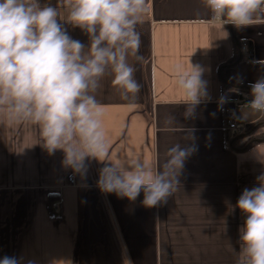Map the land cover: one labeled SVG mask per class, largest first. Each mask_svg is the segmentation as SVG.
Returning <instances> with one entry per match:
<instances>
[{
  "label": "crops",
  "instance_id": "crops-1",
  "mask_svg": "<svg viewBox=\"0 0 264 264\" xmlns=\"http://www.w3.org/2000/svg\"><path fill=\"white\" fill-rule=\"evenodd\" d=\"M39 2L55 7L58 0ZM147 9L137 25L144 61L128 57L142 85L139 95L133 102L122 99L111 75L95 95L104 109L110 161L140 158L156 170L173 145L195 149L176 192L152 208L142 204L143 192L135 201L102 192L97 181L107 162L86 158L85 174L75 173L63 165V151L47 152L36 126L8 124L0 116V259L237 264L246 219L237 200L245 188L259 186L257 177L264 174V113L240 102L243 90L264 77V19L229 26L213 19L202 0H147ZM60 23L88 45L80 28ZM191 65L202 69L206 97L186 119L175 69ZM232 108L243 130L238 135L228 128Z\"/></svg>",
  "mask_w": 264,
  "mask_h": 264
},
{
  "label": "clouds",
  "instance_id": "clouds-1",
  "mask_svg": "<svg viewBox=\"0 0 264 264\" xmlns=\"http://www.w3.org/2000/svg\"><path fill=\"white\" fill-rule=\"evenodd\" d=\"M213 19L237 28L264 19V0H202ZM147 0H58L57 6L39 0H0V116L8 124L30 123L39 130L43 147L84 175L86 158L107 162L97 186L102 192L135 201L143 192L147 208L167 203L179 185L185 160L195 151L177 143L170 147L159 169L140 158L127 162L108 159L109 144L103 127L104 109L96 99L101 81L111 75L122 99L133 102L142 85L135 78L144 61L137 25L147 13ZM65 16H61V12ZM80 28L88 45L73 39L60 23ZM264 66V61H259ZM202 69L177 66L176 85L187 105L185 118L206 97ZM248 106L264 113V77L249 85ZM174 117L169 118V123ZM258 185L245 188L236 207L246 219L240 232L237 264H264V174ZM131 264L130 260H126ZM0 264H19L4 257Z\"/></svg>",
  "mask_w": 264,
  "mask_h": 264
},
{
  "label": "built area",
  "instance_id": "built-area-1",
  "mask_svg": "<svg viewBox=\"0 0 264 264\" xmlns=\"http://www.w3.org/2000/svg\"><path fill=\"white\" fill-rule=\"evenodd\" d=\"M217 19L220 21H223L219 18H217ZM225 24H227L229 26H235L231 23H225ZM243 91L244 92L241 95L240 102L244 103L248 106L249 101H251V99H252L251 91H249V90H243ZM227 116L229 118V122H228L229 130L232 131L234 135H238V134L242 133L243 130L240 127H238V125L236 123V110L234 108L229 109L227 111ZM72 180H73V178H72ZM58 205H59L58 203H55L54 207L57 208Z\"/></svg>",
  "mask_w": 264,
  "mask_h": 264
},
{
  "label": "trees",
  "instance_id": "trees-1",
  "mask_svg": "<svg viewBox=\"0 0 264 264\" xmlns=\"http://www.w3.org/2000/svg\"><path fill=\"white\" fill-rule=\"evenodd\" d=\"M262 125H264V124H262ZM262 125H258V126H256L255 128H253V129H251L250 131H248V135H252L260 126H262ZM252 141V140H251ZM250 141V142H251Z\"/></svg>",
  "mask_w": 264,
  "mask_h": 264
}]
</instances>
